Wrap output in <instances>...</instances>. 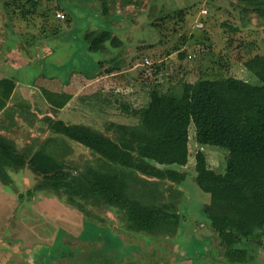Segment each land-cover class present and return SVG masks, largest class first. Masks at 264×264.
<instances>
[{
    "label": "rangeland",
    "instance_id": "1",
    "mask_svg": "<svg viewBox=\"0 0 264 264\" xmlns=\"http://www.w3.org/2000/svg\"><path fill=\"white\" fill-rule=\"evenodd\" d=\"M103 2L107 5L106 16L102 12ZM120 2L0 0L1 38L5 44H0V54L8 51L9 47L15 50L18 57L13 55L16 58L13 62L18 69L12 72L23 82L24 88L30 87L27 97H22L28 100L23 102L21 99L18 103L29 105V110L19 111L20 117L11 121V135L7 136L15 140L17 149L32 144L35 139L40 143L51 134L42 116L50 110L45 99L49 100L54 93L42 87L44 81L38 76L48 63L50 68L51 64L54 65L52 71L62 76L66 72L72 73L66 69L77 61L84 63L78 62L79 65H85L83 75H90L96 70L102 74L98 77L104 76L108 70L119 74L113 76V80L110 78L108 83L101 84V88L92 87L94 91H77V98L68 100L65 108L63 106L64 110L59 108L51 113L53 118L68 123L84 122L110 136L112 131L106 130L107 126L115 129L117 124H135L138 121L130 114L131 110L122 107V104H128L130 108L143 106L152 89L172 95L181 90L184 82L220 78L227 74L253 84L258 81L243 63L254 49L264 53V21L254 18L250 24H243L239 9L233 4L236 0H134V4L128 6L120 5ZM202 10H206V13ZM57 12L63 14L64 18L57 17ZM198 23H202V26H198ZM93 29L111 31L121 39V46L113 47L106 42L103 49L89 51L82 35ZM11 30L13 34H10ZM15 30L18 31L14 33ZM43 42L49 49H42ZM9 53L12 54L11 51ZM42 53L45 59L39 65ZM97 60H100V66L93 65L94 71L86 66ZM102 60L106 61L101 63ZM69 73L63 78L69 79ZM98 77L94 80H98ZM135 94L137 98H134ZM76 106L88 110L93 108L98 116L92 120L82 117L78 111L75 112ZM190 127L188 161L176 167L181 172V182L173 184L174 187L159 182L157 188L155 184L153 187L143 184L148 186L143 190L145 198L149 199L151 196L148 192L153 191L152 198L159 205L172 200L180 218L176 233L128 230L125 219L118 218L115 209L108 211L105 206L90 205L87 209L97 213L104 221L85 219L83 240L59 232L48 262L264 264V246L248 240H242L235 247L248 249L244 263L230 262L226 258L228 249L220 244V238L209 226L206 216L209 194L198 188L193 177L198 151L204 153L208 167L216 172L224 171L228 152L219 146L199 145L194 138V125ZM50 149L67 162V169L73 174L94 158L91 150L79 142L51 144ZM10 175L13 181L8 189L20 195V199L27 200L37 175L28 167L10 172ZM45 192L55 196L52 192ZM25 205L29 207V204ZM6 206L7 203L0 198V235L4 231L6 235L10 234V228L5 223L11 212H4ZM25 213L33 214L29 208ZM69 223L74 227V221ZM33 229L30 231L34 235L29 233L28 237L39 238L38 229ZM24 257V254L20 256Z\"/></svg>",
    "mask_w": 264,
    "mask_h": 264
},
{
    "label": "trees",
    "instance_id": "2",
    "mask_svg": "<svg viewBox=\"0 0 264 264\" xmlns=\"http://www.w3.org/2000/svg\"><path fill=\"white\" fill-rule=\"evenodd\" d=\"M131 4L134 0L120 2L123 6ZM233 4L243 24H250L254 18L264 21V0H236ZM102 7L106 16L105 2ZM82 37L91 52L103 49L106 42L113 47L122 44L107 29L88 30ZM243 65L257 82L229 74L202 78L184 82L181 90L172 95L152 89L145 105L138 108L122 104L138 121L117 124L115 129L107 126L111 136L84 122L53 118L51 113L70 98L68 94L54 93L49 100L44 98L50 110L42 118L51 134L41 144L17 149L14 139L0 132V181L7 184L11 182L10 170L28 167L38 177L28 196L49 191L86 219L104 221L87 206H105L125 219L128 230L174 234L180 218L172 200L159 205L152 198L153 191H147L151 197L145 198L143 190L148 186L143 184H155L157 188L159 182L170 187L181 182V172L176 167L188 161L193 124L199 145L227 149L223 172L208 167L204 153L198 151L193 180L209 194L206 216L220 244L228 249L226 258L244 263L248 249L235 248L238 243L248 240L264 246V53L254 49ZM12 88L11 80L0 78L2 98L8 97ZM28 108L26 104H12L4 114L13 120L14 115ZM65 141L83 143L94 156L75 174L68 171L61 156L48 150L50 144L64 145Z\"/></svg>",
    "mask_w": 264,
    "mask_h": 264
},
{
    "label": "crops",
    "instance_id": "3",
    "mask_svg": "<svg viewBox=\"0 0 264 264\" xmlns=\"http://www.w3.org/2000/svg\"><path fill=\"white\" fill-rule=\"evenodd\" d=\"M1 31L2 29H0V44L2 43V45H5L4 40H2L3 37L1 38L3 35ZM16 31L18 30H15L14 33ZM12 32L13 30H11L10 34H13ZM43 43L44 45L42 44V49H44V51L45 49H49L48 45H46L45 42ZM9 51H11L12 54H10ZM15 53V50L12 47H9L8 51L5 50L0 54V78L9 79L13 84L11 94L8 97L2 98L0 96V132L6 136L11 135L10 127L13 126V122L11 121L16 120L19 114L14 115V120H10L11 118L7 117V115L4 114V111L8 106L18 104L21 99L23 102L28 100L22 97H27L30 88H24L25 85L23 82L18 80L16 75L12 72V70L18 69L15 68L13 62V60H16L15 57H18ZM37 55L38 54H36V56ZM44 59V53H42V61H37L39 65L43 63ZM105 61L106 60H102L101 63ZM78 62L83 63L81 61H77L75 65L67 67V71L73 72H66L63 76L61 73H56L51 70L54 65L51 64V68L49 63L44 65L45 68L43 67L41 73L38 75L44 81L42 87L51 93L68 94L70 96L69 101H72L77 98V91L78 93L85 91L86 89L94 91L92 87L96 86L101 88V84H106L110 78L113 80V76L119 75L116 72L105 71L103 74L104 76L98 77L102 74L99 73V70L94 71L92 66H100V60L95 61V64L92 62L86 65L89 69H93L94 72L90 75H83L85 65H79ZM27 64L28 63H26V65ZM61 64L64 65L62 62ZM68 73L71 74V77L69 79L63 78ZM37 77L36 79H38ZM96 77H98V80H94ZM137 96L138 95L135 94L134 98H137ZM129 100L133 101V99ZM64 108L62 107L60 110H64ZM75 109H77L75 112L78 111L82 117H86L87 119L90 118L92 120V118H96L98 116L93 108H89L91 110H88L84 107L77 108L76 106ZM7 120H10L9 123H6ZM37 144H41V142H33L32 144L25 145L22 148L31 146H33L32 148H35ZM50 146L48 150H51ZM10 172L16 171L10 170L9 174ZM10 178L11 182L7 184L0 181V198L8 205L4 209V212H11L5 223V225H8L10 228V234L6 235L4 231L2 233L3 235H0V264H50L48 262V258L52 255L51 248H53L56 243V235L59 234V232H64L68 234L69 237L71 236L75 239H79L81 237L82 239V229L84 230L83 222L86 218L79 210L64 203L61 199H58L56 196H52V194H49L48 192H37L27 197V200L20 199V195L15 194L14 191L8 189V185H10L13 181V177L11 175ZM25 204H29V207ZM27 208H29L30 212L33 214H26L25 212ZM70 221H74V227L70 225ZM33 228L38 229L36 232L38 233L37 236L39 238L32 239V237H28L29 233L34 235V233L30 231L34 230ZM2 230L3 229L1 227V231ZM23 254L25 257L20 258Z\"/></svg>",
    "mask_w": 264,
    "mask_h": 264
},
{
    "label": "built area",
    "instance_id": "4",
    "mask_svg": "<svg viewBox=\"0 0 264 264\" xmlns=\"http://www.w3.org/2000/svg\"><path fill=\"white\" fill-rule=\"evenodd\" d=\"M203 13H206V10H202ZM57 17L64 18V15L57 12ZM198 26H202V23H198ZM146 63H149L147 59H145Z\"/></svg>",
    "mask_w": 264,
    "mask_h": 264
}]
</instances>
